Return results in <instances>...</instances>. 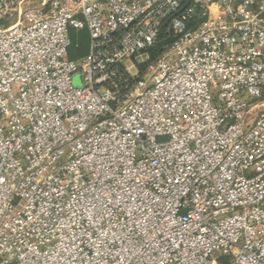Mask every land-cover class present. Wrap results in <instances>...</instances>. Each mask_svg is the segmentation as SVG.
Here are the masks:
<instances>
[{
	"label": "built area",
	"instance_id": "obj_1",
	"mask_svg": "<svg viewBox=\"0 0 264 264\" xmlns=\"http://www.w3.org/2000/svg\"><path fill=\"white\" fill-rule=\"evenodd\" d=\"M263 95L264 0H0V264H264Z\"/></svg>",
	"mask_w": 264,
	"mask_h": 264
},
{
	"label": "rangeland",
	"instance_id": "obj_2",
	"mask_svg": "<svg viewBox=\"0 0 264 264\" xmlns=\"http://www.w3.org/2000/svg\"><path fill=\"white\" fill-rule=\"evenodd\" d=\"M11 22L12 21H16V17L15 18H13V19H11L10 20ZM73 38H74V41H75V43H74V45L72 46V48H73V51H71V53H69V55H70V57H71V55H76V56H82L83 54H85V52L83 53H81L79 50H81V49H79V47H77L76 46V42L78 41V43H80L81 44V46L83 47V48H87V50H88V41H89V37H88V34H85V37H74L73 36ZM84 41H85V43H84ZM84 43V45H82ZM77 49H79V50H77ZM75 50H77V51H75ZM79 52H80V54H79ZM157 57V55L156 56H153L152 57V54H150V58H151V60H154L155 58ZM147 59V57L146 56H142V57H139L138 58V60L141 62V61H143V60H146ZM145 67L146 66H143L142 67V70H144L145 69ZM73 84H74V86H76V87H81L82 85H83V78H82V72L81 71H78L75 75H74V78H73ZM257 107H255L254 108V110H253V114L251 115V117L252 118H254L261 110H263L264 109V95H263V97L262 98H260V100H258V102H257Z\"/></svg>",
	"mask_w": 264,
	"mask_h": 264
},
{
	"label": "trees",
	"instance_id": "obj_3",
	"mask_svg": "<svg viewBox=\"0 0 264 264\" xmlns=\"http://www.w3.org/2000/svg\"><path fill=\"white\" fill-rule=\"evenodd\" d=\"M85 34H86V33L83 32L82 35H81L80 37H85ZM77 38H78V37H77ZM74 43H75V41H74ZM84 43H85V41H84ZM84 43H83L82 45H84ZM73 45H74V44H73ZM159 46H161V45H159ZM77 47H79V49H81V50L77 49V50H79L81 53H82V52H83V53H84V52H85V53L87 52V48H83V47L81 46V44H79V46H77ZM163 49H164V48H162V46H161V48H152L151 51H150V54H152V57H153V56H156V55L158 56V55L163 51ZM77 50H75V51H77ZM71 51H73V48H72V47L70 48V53H71ZM80 52H79V54H80ZM71 57H72V58H76L77 56H76V55H71Z\"/></svg>",
	"mask_w": 264,
	"mask_h": 264
}]
</instances>
